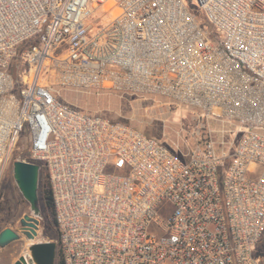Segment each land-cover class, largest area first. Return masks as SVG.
I'll use <instances>...</instances> for the list:
<instances>
[{"label":"built area","instance_id":"1","mask_svg":"<svg viewBox=\"0 0 264 264\" xmlns=\"http://www.w3.org/2000/svg\"><path fill=\"white\" fill-rule=\"evenodd\" d=\"M61 87L159 95L231 127L181 155ZM22 136L62 264H264V0H0V183Z\"/></svg>","mask_w":264,"mask_h":264},{"label":"rangeland","instance_id":"2","mask_svg":"<svg viewBox=\"0 0 264 264\" xmlns=\"http://www.w3.org/2000/svg\"><path fill=\"white\" fill-rule=\"evenodd\" d=\"M97 17L98 13H95L92 20ZM101 26L100 24L99 27ZM38 43L39 37L37 36L22 48ZM14 75L17 77L15 72ZM59 90V99L63 103L87 114L98 115L132 126L161 141L181 155L189 152L198 142H202L210 135L219 143L224 137L223 129L231 127L229 123L200 117L196 109L159 95L94 92L71 87H61ZM228 137L231 138L232 135L227 133L225 138ZM29 155L28 142L22 136L11 152V160L0 183V232L6 227H12L21 233L20 219L30 212V204L23 197L13 176V161L23 160ZM171 208L170 204L165 203L159 208L160 215L167 216ZM41 210L37 239L57 241L58 233L48 229L42 203ZM29 244L30 241L21 233L19 240L0 251V264H13L21 255L28 252Z\"/></svg>","mask_w":264,"mask_h":264},{"label":"water","instance_id":"3","mask_svg":"<svg viewBox=\"0 0 264 264\" xmlns=\"http://www.w3.org/2000/svg\"><path fill=\"white\" fill-rule=\"evenodd\" d=\"M41 165L25 160L13 161L14 180L23 197L30 204V212L20 219V230L30 241L28 252L21 255L13 264H56L58 242L54 240H38L42 215L39 186ZM21 233L6 227L0 232V251L21 238Z\"/></svg>","mask_w":264,"mask_h":264},{"label":"trees","instance_id":"4","mask_svg":"<svg viewBox=\"0 0 264 264\" xmlns=\"http://www.w3.org/2000/svg\"><path fill=\"white\" fill-rule=\"evenodd\" d=\"M39 196L48 221V229L57 233L56 220L54 217V202L48 178L44 171L41 172ZM3 230V229H2ZM58 240V235H57ZM60 249L57 251V264H62Z\"/></svg>","mask_w":264,"mask_h":264}]
</instances>
